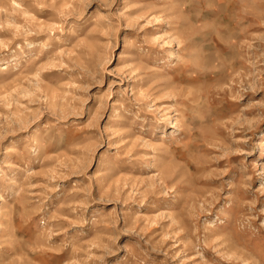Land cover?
Segmentation results:
<instances>
[{"label": "rangeland", "instance_id": "rangeland-1", "mask_svg": "<svg viewBox=\"0 0 264 264\" xmlns=\"http://www.w3.org/2000/svg\"><path fill=\"white\" fill-rule=\"evenodd\" d=\"M0 264H264V0H0Z\"/></svg>", "mask_w": 264, "mask_h": 264}]
</instances>
